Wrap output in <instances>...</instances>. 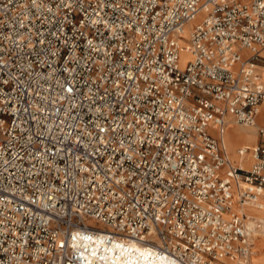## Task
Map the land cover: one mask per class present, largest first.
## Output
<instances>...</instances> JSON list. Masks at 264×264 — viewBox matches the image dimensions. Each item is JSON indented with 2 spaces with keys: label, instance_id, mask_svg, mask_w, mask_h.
<instances>
[{
  "label": "built area",
  "instance_id": "1",
  "mask_svg": "<svg viewBox=\"0 0 264 264\" xmlns=\"http://www.w3.org/2000/svg\"><path fill=\"white\" fill-rule=\"evenodd\" d=\"M263 49L264 0H0V264H249Z\"/></svg>",
  "mask_w": 264,
  "mask_h": 264
},
{
  "label": "bare ground",
  "instance_id": "2",
  "mask_svg": "<svg viewBox=\"0 0 264 264\" xmlns=\"http://www.w3.org/2000/svg\"><path fill=\"white\" fill-rule=\"evenodd\" d=\"M200 18H201V12L198 13V15H196L195 19H193L192 21L185 24L183 31H182L184 38L179 39V43L181 44V46H187L188 47V39H189L190 29L194 24L199 22ZM261 54L264 55V50L261 51ZM186 56H188L187 60H189L191 58V52L185 48H181V50L179 51V58H178V64L180 67H183L185 65V63L187 61L185 59ZM258 68L264 70V66H259ZM260 75L262 78H264V76L261 73H260ZM230 117L231 116L227 115L225 117V121H227ZM257 117L259 118V120L261 122L264 123V102L259 105L258 114H257L256 118ZM231 120H232V118H231ZM232 121H230L229 124H227V125L225 123V125L223 126L222 135H221L222 142L226 146L229 147L230 152L232 153L233 160L237 161V159H238L237 162H234L227 155L230 163L233 166H238L241 168H248L252 162V158L250 156L241 157L237 152V149H238L237 147H239V146L244 147V145L253 144L256 140V127L258 128V127H263V126H258L260 124L256 123V119H255V125L256 126L255 125L245 126V125L236 123L234 120H232ZM230 124L232 125L231 128L229 127ZM210 130L214 135H217L216 131H213L214 127H211ZM226 146H225V150L227 151ZM235 149H236L237 159L235 158V155L233 153V151ZM246 158L250 159V164L248 167H244L245 164L241 163ZM249 208L256 209V208L251 207V206L245 207L244 212L248 217H256V218L264 220V210L263 209H256V210H259L260 213H252V212L248 211ZM262 235H264V232H256L255 236L253 237L252 251H251V255H250L249 260H248L249 264H264V240L259 242L257 248L255 249V254L252 256L253 251H254L255 239L259 236H262ZM141 251L143 252L144 256H150L148 249L142 250V248H141ZM251 256H252V258H251Z\"/></svg>",
  "mask_w": 264,
  "mask_h": 264
},
{
  "label": "crops",
  "instance_id": "3",
  "mask_svg": "<svg viewBox=\"0 0 264 264\" xmlns=\"http://www.w3.org/2000/svg\"><path fill=\"white\" fill-rule=\"evenodd\" d=\"M264 50V49H263ZM244 52H246V51H244ZM264 56V55H263ZM257 70L264 76V74H263V72L259 69V68H257ZM230 116V115H229ZM227 121H232L231 120V117L227 120ZM226 121V122H227ZM233 122V121H232ZM258 126H263V125H258ZM211 127H214V130L213 131H216V128H215V126L213 125V124H210V129H211ZM264 127V126H263ZM211 131V130H210ZM217 133V132H216ZM258 139H259V137H258V134H257V127H256V140H255V142L253 143V144H251V145H244V146H247V147H253L257 142H258ZM239 147H241V146H239ZM239 147H237V148H239ZM236 148V149H237ZM236 149L233 151V153H234V155H235V158L237 159V155H236ZM226 153H227V155L233 160V158H232V153L231 152H229V151H226ZM234 162H237L238 161V159H237V161L236 160H233ZM242 164L244 163L245 164V166L244 167H248L249 166V164H250V159H248V158H246L244 161H242L241 162ZM250 209V210H249ZM248 209V211H250L251 212V210H252V213H260L259 211L258 212H254L256 209H253V208H249Z\"/></svg>",
  "mask_w": 264,
  "mask_h": 264
},
{
  "label": "rangeland",
  "instance_id": "4",
  "mask_svg": "<svg viewBox=\"0 0 264 264\" xmlns=\"http://www.w3.org/2000/svg\"><path fill=\"white\" fill-rule=\"evenodd\" d=\"M199 20V19H198ZM181 38H184V36H183V34H182V37ZM187 57L188 56H186L185 57V59L187 60ZM262 72H263V74H264V70H262V69H260ZM229 122L230 121H227L226 122V125L227 124H229ZM256 123H258V124H260V125H263L264 126V123L263 122H261L260 120H259V118L257 117L256 118ZM231 124L229 125V127L231 128ZM256 126V125H255ZM212 133V132H211ZM213 134V133H212ZM214 135V134H213ZM223 145H224V147L226 146L224 143H223ZM226 149H227V151H229L230 152V149H229V147L228 146H226ZM259 210H255L254 212H258ZM251 212H252V210H251ZM88 222H92L91 220H89ZM96 225H99L98 223H96ZM264 240V235H262V236H259V237H257L256 239H255V243H254V251H253V254H252V256L255 254V249L257 248V246H258V244H259V242L260 241H263ZM252 256H251V258H252Z\"/></svg>",
  "mask_w": 264,
  "mask_h": 264
}]
</instances>
